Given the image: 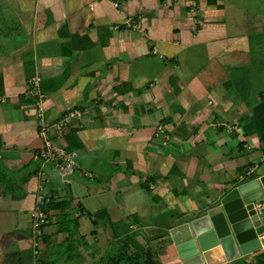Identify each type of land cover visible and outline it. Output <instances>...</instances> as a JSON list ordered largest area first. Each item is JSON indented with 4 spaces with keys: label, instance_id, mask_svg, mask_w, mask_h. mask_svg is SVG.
<instances>
[{
    "label": "crops",
    "instance_id": "1",
    "mask_svg": "<svg viewBox=\"0 0 264 264\" xmlns=\"http://www.w3.org/2000/svg\"><path fill=\"white\" fill-rule=\"evenodd\" d=\"M0 96V264H106L120 244L182 264L169 229L264 174V0H0ZM41 123L71 172L34 158ZM199 253L264 264V241Z\"/></svg>",
    "mask_w": 264,
    "mask_h": 264
},
{
    "label": "water",
    "instance_id": "2",
    "mask_svg": "<svg viewBox=\"0 0 264 264\" xmlns=\"http://www.w3.org/2000/svg\"><path fill=\"white\" fill-rule=\"evenodd\" d=\"M264 197V174L230 188L203 213L169 229L182 264H202V251L220 248L226 260L262 247L264 210L255 202Z\"/></svg>",
    "mask_w": 264,
    "mask_h": 264
},
{
    "label": "built area",
    "instance_id": "3",
    "mask_svg": "<svg viewBox=\"0 0 264 264\" xmlns=\"http://www.w3.org/2000/svg\"><path fill=\"white\" fill-rule=\"evenodd\" d=\"M113 6L118 5V0H110ZM127 24H132L127 21ZM37 79L32 78L28 82L27 95L34 98L36 105V116L39 120H43V94L39 91L37 87ZM0 101H4L3 97L0 96ZM79 114L76 109H70L67 113L55 123L57 131H60L71 116ZM160 129V127H158ZM161 130V129H160ZM38 136L40 138V146L34 154V158L39 160L41 163H49L51 167L59 172L61 175H65L73 170L75 166L74 153L72 151L66 150L64 147L58 145L51 136H49L47 131V126L43 123L38 127ZM41 177L44 178L45 175L40 171ZM39 191L35 196V203L31 208L29 215L31 218V223L35 231L48 222V213L43 209L42 203L45 200V194L43 186L38 187ZM254 207L257 210H264V200H258L255 202Z\"/></svg>",
    "mask_w": 264,
    "mask_h": 264
},
{
    "label": "trees",
    "instance_id": "4",
    "mask_svg": "<svg viewBox=\"0 0 264 264\" xmlns=\"http://www.w3.org/2000/svg\"><path fill=\"white\" fill-rule=\"evenodd\" d=\"M47 205H42L44 210ZM104 259L106 264H161L160 261L150 258L141 248L129 249L127 244L112 246Z\"/></svg>",
    "mask_w": 264,
    "mask_h": 264
},
{
    "label": "rangeland",
    "instance_id": "5",
    "mask_svg": "<svg viewBox=\"0 0 264 264\" xmlns=\"http://www.w3.org/2000/svg\"><path fill=\"white\" fill-rule=\"evenodd\" d=\"M162 264V263H161Z\"/></svg>",
    "mask_w": 264,
    "mask_h": 264
}]
</instances>
